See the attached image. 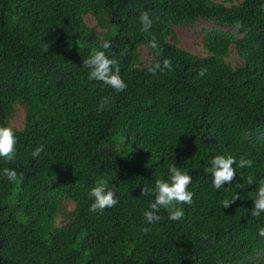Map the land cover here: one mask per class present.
Here are the masks:
<instances>
[{"label": "trees", "instance_id": "16d2710c", "mask_svg": "<svg viewBox=\"0 0 264 264\" xmlns=\"http://www.w3.org/2000/svg\"><path fill=\"white\" fill-rule=\"evenodd\" d=\"M97 50L118 61L124 91L88 79L83 60ZM165 58L171 71H148ZM18 109L16 159L0 157L22 174L0 175V264H264V214H250L264 178V0H0V125ZM218 154L253 163L216 190L207 169ZM173 163L192 177L193 203L148 224L154 196L142 187ZM98 180L118 201L102 213L89 211Z\"/></svg>", "mask_w": 264, "mask_h": 264}, {"label": "clouds", "instance_id": "9594fccd", "mask_svg": "<svg viewBox=\"0 0 264 264\" xmlns=\"http://www.w3.org/2000/svg\"><path fill=\"white\" fill-rule=\"evenodd\" d=\"M142 25V32H149L152 28V20L147 11L141 12L139 17ZM239 26V24L237 25ZM148 46L152 49L159 48V44L153 36L148 41ZM110 42H105L102 45L103 49H109ZM48 48L44 51L48 52ZM83 67L88 69V79L102 82L103 84L112 88L116 93H120L127 88L126 82L120 75L119 63L115 58H109L105 51L97 50L90 54L88 58L83 60ZM173 69L172 61L170 59H163L162 62H156L148 67V71L155 75L157 71L163 72L165 70L171 71ZM207 73L206 67H201L198 76L204 77ZM111 97L104 96L100 99L97 111L102 112L110 106ZM16 135L15 129L10 124L0 125V157L7 162H13L16 159ZM44 146L39 145L32 151V157L36 158L43 151ZM253 161L241 156L239 160L228 155H215L211 160V167L207 169L212 176V183L216 190L224 187L225 183H231L236 178V167L244 169L251 167ZM234 165L236 167H234ZM0 175L6 178L9 182L16 183L22 179V174H18L14 168L4 167L0 169ZM254 177L247 178V184L252 185ZM192 181V177L185 171H182L175 163L168 166V178H157L154 182L153 188L142 187L141 195H153L154 200L149 203L148 209L143 212V217L148 224H152L161 220L158 214L160 209H165L170 220H180L184 217L182 208L177 207L179 204L191 205L193 203V193L188 190V186ZM92 203L89 205L90 212H103L106 208L114 207L118 201L115 192L108 189L103 180H98L90 188L88 193ZM239 193H234L230 199L223 201V207L228 208L232 203L240 200ZM254 207L251 208V216L254 218L261 217L264 214V178L259 180L256 194L252 199ZM143 231L148 233L150 228L144 227ZM258 235L264 237V227L258 229ZM204 239L207 235L204 234ZM222 264V262H218Z\"/></svg>", "mask_w": 264, "mask_h": 264}, {"label": "rangeland", "instance_id": "374dc122", "mask_svg": "<svg viewBox=\"0 0 264 264\" xmlns=\"http://www.w3.org/2000/svg\"><path fill=\"white\" fill-rule=\"evenodd\" d=\"M220 26V25H219ZM176 33L182 42V45L191 51L199 49V36L198 34L188 26L176 27ZM23 121V113L21 109H18L12 119V125L14 128H21Z\"/></svg>", "mask_w": 264, "mask_h": 264}]
</instances>
